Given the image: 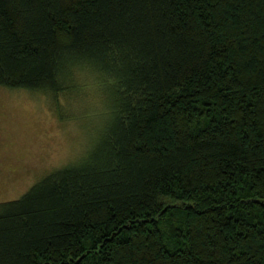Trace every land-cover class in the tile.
Returning <instances> with one entry per match:
<instances>
[{
  "label": "trees",
  "instance_id": "16d2710c",
  "mask_svg": "<svg viewBox=\"0 0 264 264\" xmlns=\"http://www.w3.org/2000/svg\"><path fill=\"white\" fill-rule=\"evenodd\" d=\"M81 73L106 125L0 202V264H264V0H0L1 86Z\"/></svg>",
  "mask_w": 264,
  "mask_h": 264
},
{
  "label": "rangeland",
  "instance_id": "374dc122",
  "mask_svg": "<svg viewBox=\"0 0 264 264\" xmlns=\"http://www.w3.org/2000/svg\"><path fill=\"white\" fill-rule=\"evenodd\" d=\"M76 80L85 86L83 94L75 99L60 94L58 107L42 92L0 85V202L79 160L100 137L109 109L95 80L83 73Z\"/></svg>",
  "mask_w": 264,
  "mask_h": 264
}]
</instances>
